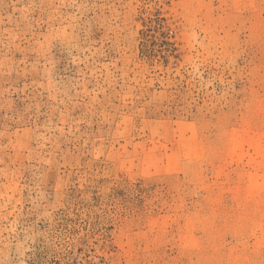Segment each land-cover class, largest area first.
<instances>
[{"label":"rangeland","instance_id":"374dc122","mask_svg":"<svg viewBox=\"0 0 264 264\" xmlns=\"http://www.w3.org/2000/svg\"><path fill=\"white\" fill-rule=\"evenodd\" d=\"M0 264H264V0H0Z\"/></svg>","mask_w":264,"mask_h":264}]
</instances>
